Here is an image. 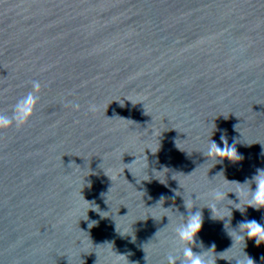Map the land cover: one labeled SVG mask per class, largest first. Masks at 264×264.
Listing matches in <instances>:
<instances>
[{
    "label": "water",
    "instance_id": "95a60500",
    "mask_svg": "<svg viewBox=\"0 0 264 264\" xmlns=\"http://www.w3.org/2000/svg\"><path fill=\"white\" fill-rule=\"evenodd\" d=\"M33 81L0 128V264H181L196 212L194 252L264 264V0H0V116Z\"/></svg>",
    "mask_w": 264,
    "mask_h": 264
},
{
    "label": "clouds",
    "instance_id": "9594fccd",
    "mask_svg": "<svg viewBox=\"0 0 264 264\" xmlns=\"http://www.w3.org/2000/svg\"><path fill=\"white\" fill-rule=\"evenodd\" d=\"M33 91L29 92L25 97L17 102L13 115L11 117L0 116V128H6L16 123L17 126L23 125L27 122L29 117L33 114V111L37 102V95L34 93L39 92L41 85L39 81L32 82ZM221 141L224 143V148L221 149L216 142L211 141L210 147L208 149L207 155L218 156L220 158L228 159H239V156L236 152L235 146H229L225 136H221ZM258 174L252 178V181L256 184L255 190L251 192V200L249 201V206H253L257 209L264 208V169H258ZM223 196V193L217 191L214 193V197L219 199ZM188 207V206H186ZM202 226V216L199 212L192 214L187 222L177 230V235L179 239L184 243L185 247L183 248V257L184 260L181 264H213L212 261L208 259L203 253H196L192 249V245L196 244V235L200 231ZM241 226L247 229V236L249 238H255L256 243L260 244L264 242V226L257 223L255 220L250 222L242 223ZM89 227H92V224H89ZM215 246L213 245V248ZM168 264H176V258L170 256L168 258ZM215 264V262H214ZM240 264V261H238ZM247 264H253L252 259H248Z\"/></svg>",
    "mask_w": 264,
    "mask_h": 264
}]
</instances>
